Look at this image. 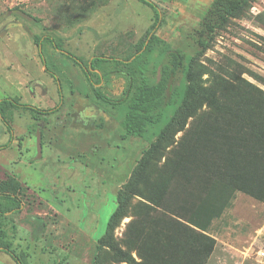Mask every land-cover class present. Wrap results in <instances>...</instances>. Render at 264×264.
<instances>
[{
  "label": "rangeland",
  "instance_id": "374dc122",
  "mask_svg": "<svg viewBox=\"0 0 264 264\" xmlns=\"http://www.w3.org/2000/svg\"><path fill=\"white\" fill-rule=\"evenodd\" d=\"M152 1L161 12L158 40L136 62L127 59L155 17L139 0H0V101L61 103L51 114L12 109L6 122L0 115V145L12 134L0 149V179L13 175L25 188L22 212L0 226L24 264H90L119 189L150 148L125 133L124 108L101 100L96 88L124 97L129 84L154 74L164 47L192 44L212 0ZM67 52L86 65L94 56L125 62L108 75L91 71L89 83ZM192 69L198 86L231 112L203 100L183 130L161 142L114 240L137 264H264V200L239 187L247 174L238 151L254 142L232 113L264 126V0H251L219 28ZM0 264L18 263L0 251ZM97 264L130 263L103 247Z\"/></svg>",
  "mask_w": 264,
  "mask_h": 264
},
{
  "label": "trees",
  "instance_id": "16d2710c",
  "mask_svg": "<svg viewBox=\"0 0 264 264\" xmlns=\"http://www.w3.org/2000/svg\"><path fill=\"white\" fill-rule=\"evenodd\" d=\"M139 1L150 6L155 17L148 35L142 40L138 51L127 59L131 60L136 56V62L141 61L153 49L151 46L158 40L156 32L161 24V12L157 4L152 0ZM250 2L251 0H212L201 15L197 29L190 36L192 44L186 48L170 45L164 47L153 63L155 75L143 76L133 89L129 84L128 92L124 97L112 99L96 88V94L101 100L110 104H119L121 111L124 108L121 123L125 133L148 141L150 148L136 165L129 179L119 189L117 207L109 218L105 234L99 239L90 264H97L98 253L103 247H108L117 260L137 264L133 254L115 242L114 230L126 215L129 201L137 192L139 182L146 180L148 157L157 150L161 142L167 139L172 132L176 134L183 130L187 119L199 107V102L207 100L212 105H216L218 109H224L218 101L216 102L213 97L198 86L192 67L195 59L209 48L215 38L216 31L225 25L231 17L239 14ZM34 20L37 23L40 21L36 17ZM47 40L55 45L50 37ZM36 42L43 46V41L39 37H36ZM146 44L149 46L146 47ZM55 47L60 48V45H55ZM66 54L82 67L89 83H91V71L100 69L104 71L105 75H108V67L125 62L124 59L114 56H94L86 65L74 54L69 52ZM140 71L144 72L143 68L140 67ZM60 106L61 103L52 108L42 109L20 102L16 98L5 97L0 101V115L6 122L7 112L12 109L24 108L34 114H51L58 111ZM237 111L232 112L233 115L242 124L240 125L242 130L248 133L254 142L249 151L246 149L242 151L243 148L238 151L241 155L239 164L242 166L243 172L247 174L245 177L247 181L240 182L239 187L255 198L264 200V126H257L252 117H244L240 110ZM222 112L230 114L231 110ZM8 129L10 132L12 131L9 125ZM11 142L12 134L7 143L0 145V149L9 147ZM24 190L20 180L13 175L0 179V218L22 212ZM0 251L9 253L18 264H24L20 256L12 249V244L6 239V232L1 226Z\"/></svg>",
  "mask_w": 264,
  "mask_h": 264
},
{
  "label": "water",
  "instance_id": "95a60500",
  "mask_svg": "<svg viewBox=\"0 0 264 264\" xmlns=\"http://www.w3.org/2000/svg\"><path fill=\"white\" fill-rule=\"evenodd\" d=\"M38 145H39V151L41 153V143H40V138L38 137Z\"/></svg>",
  "mask_w": 264,
  "mask_h": 264
},
{
  "label": "built area",
  "instance_id": "2783aa9c",
  "mask_svg": "<svg viewBox=\"0 0 264 264\" xmlns=\"http://www.w3.org/2000/svg\"><path fill=\"white\" fill-rule=\"evenodd\" d=\"M263 254H264V252H263Z\"/></svg>",
  "mask_w": 264,
  "mask_h": 264
}]
</instances>
